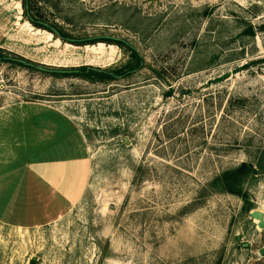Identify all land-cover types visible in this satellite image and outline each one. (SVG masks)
Instances as JSON below:
<instances>
[{
  "label": "rangeland",
  "instance_id": "obj_1",
  "mask_svg": "<svg viewBox=\"0 0 264 264\" xmlns=\"http://www.w3.org/2000/svg\"><path fill=\"white\" fill-rule=\"evenodd\" d=\"M22 2L0 0V264H264V0Z\"/></svg>",
  "mask_w": 264,
  "mask_h": 264
},
{
  "label": "water",
  "instance_id": "obj_2",
  "mask_svg": "<svg viewBox=\"0 0 264 264\" xmlns=\"http://www.w3.org/2000/svg\"><path fill=\"white\" fill-rule=\"evenodd\" d=\"M44 27L48 28L46 25H44ZM49 33L52 34L53 36L56 35V36L59 37V34L56 32L55 29L50 28V32ZM110 39L112 41H119V40L114 39V38H110ZM66 43H74V42L67 39ZM16 62L21 64V65L27 66L29 68H33V69H35L37 71H40V72H43V73H48V74L67 75V74H76V73H78V71L49 70V69H45V68H42V67L34 66L32 64L26 63L25 61H21V60H16ZM250 216L255 221H258V226L260 228H264V214L263 213H261L259 211H253ZM240 240L241 239L239 237H237V241H240ZM244 246L246 247L247 245H244ZM260 255H264V248L260 250Z\"/></svg>",
  "mask_w": 264,
  "mask_h": 264
},
{
  "label": "trees",
  "instance_id": "obj_3",
  "mask_svg": "<svg viewBox=\"0 0 264 264\" xmlns=\"http://www.w3.org/2000/svg\"><path fill=\"white\" fill-rule=\"evenodd\" d=\"M22 6H23V8L25 9V11L27 10V4L25 3V0H23V2H22ZM29 22L31 23V24H36L32 19H29ZM48 31L50 32V28H48ZM57 32V31H56ZM59 34V33H58ZM54 37H57V38H59L61 41H63L64 43H66V38H63L62 36H60L59 35V37L58 36H56V35H54ZM105 43H108V42H111L112 43V45H115V46H117V47H121V46H123V42H121V41H112V40H110V39H105V41H104ZM89 44V43H88ZM131 54H132V56L135 58V59H138V55H137V53L135 52V51H133V50H131ZM83 71H85V72H87V74L88 75H97V76H102V77H105V78H110L111 77V75L109 74V73H106V72H101V71H98V70H94V69H92V68H87V67H84L83 69H82ZM246 167L243 165L240 169H239V172H241L242 173V171L245 169ZM235 174V173H234ZM233 175V174H232ZM232 178V177H231ZM235 179H236V177H233V181H235ZM235 182H237V181H235ZM228 186H231V183H227L226 184V188L228 189V191H229V187ZM227 191V190H226Z\"/></svg>",
  "mask_w": 264,
  "mask_h": 264
},
{
  "label": "crops",
  "instance_id": "obj_4",
  "mask_svg": "<svg viewBox=\"0 0 264 264\" xmlns=\"http://www.w3.org/2000/svg\"><path fill=\"white\" fill-rule=\"evenodd\" d=\"M56 166H58V165H56ZM41 168H42V170L40 169V166L37 167V169H36V173H37V174L43 173V167H41ZM29 170H30V169H29ZM39 177H40V179L42 180V184H43V183H44V184L46 183V184H48V185L51 187V186H53L52 178L56 180L58 176H57V175H51V174H49V175L46 174V175L44 176V175L42 174V175L39 176ZM51 177H52V178H51ZM40 179H39V180H40ZM41 180H40V182H41ZM63 183H64V181H62V182H61V185L57 187L59 191H61V187H63V185H64ZM48 185H46V186H48Z\"/></svg>",
  "mask_w": 264,
  "mask_h": 264
},
{
  "label": "bare ground",
  "instance_id": "obj_5",
  "mask_svg": "<svg viewBox=\"0 0 264 264\" xmlns=\"http://www.w3.org/2000/svg\"><path fill=\"white\" fill-rule=\"evenodd\" d=\"M24 24H25L26 28H29V29L33 28L28 22H25ZM45 34L48 35V37H50V38L52 37V34H49V33L48 34L45 33ZM56 40L58 41V43H60V41L58 39H56Z\"/></svg>",
  "mask_w": 264,
  "mask_h": 264
}]
</instances>
